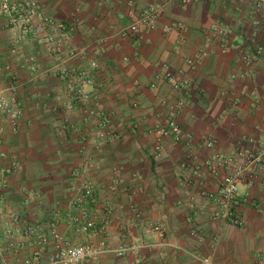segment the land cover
<instances>
[{
    "label": "crops",
    "instance_id": "1",
    "mask_svg": "<svg viewBox=\"0 0 264 264\" xmlns=\"http://www.w3.org/2000/svg\"><path fill=\"white\" fill-rule=\"evenodd\" d=\"M127 1L110 0L103 5L101 0H42L46 13L52 17L79 24L68 39L65 57L76 50L84 52V57H75L74 63L88 68L92 60L98 62L99 69L93 71L97 82L104 84L95 85L91 95L107 105L112 115L109 126L119 137L105 139L100 148L89 144L86 156L80 155L81 133L98 127V119L85 123L86 109L82 106L73 110L63 108L70 93L56 76L38 77L30 72L20 75L18 97L25 107L24 120L20 131L14 133L8 118L0 112V148L10 159L18 160L21 168L5 173L10 159H0V176H5L7 182L0 197H4L9 208L20 209L23 215L37 221H43L46 197L57 198L59 207L65 206L71 213V172L76 167L84 168L86 160H90L84 177L94 184L91 212L99 223L109 221L105 237L110 246L124 241L136 248L121 259L105 256L98 264H201L205 257L212 264H264V197L260 176L241 186L238 210L245 220L242 228L214 220V206L199 198L202 190L217 191L226 173L216 164V154L232 156L235 163H241L236 149L256 150L264 138V58L248 69L240 62V55L252 50V5L192 0L183 6L180 0H132L134 9L130 11ZM150 4L160 5L164 11L155 32L146 40L114 37L115 28L131 22L133 11ZM76 7L80 8L79 13H75ZM177 21L186 25V31L165 35L164 25ZM220 21L229 26L227 39L231 51L223 55L214 43L210 57L195 74L200 93L185 92L190 102L178 113L184 132L194 138L195 162L203 166L202 172L195 174L194 163L185 161L189 148L172 139L164 140L162 154L155 156L156 140L150 129L165 121L166 112L176 106L179 94L167 85H162L159 92L150 90L148 85L162 61H168L175 70L181 69L184 58L195 52L210 28ZM1 33L0 47L4 48ZM99 37L105 40L102 47L95 42ZM258 38L264 45V25ZM30 46H26L27 50L35 49ZM125 56L130 58L128 62L123 61ZM42 62L44 67L55 64L52 58ZM242 71H249L250 75L234 82L243 99L238 111L232 112L221 91L230 85L231 74ZM11 82L9 75L3 77L8 96ZM58 97L62 98L58 105H62L55 110ZM163 100L167 102L165 107ZM133 102L139 103L138 108L132 106ZM65 126L72 129L64 132ZM209 138L215 140L213 149L204 147ZM208 161L211 167L206 166ZM31 192H37V197L32 198ZM192 197L197 199L194 210L188 206ZM151 224L161 225L164 236ZM71 228L77 232L73 225ZM72 232L64 230L69 236ZM16 234L17 240L22 239L20 232ZM20 252L17 262L30 255L31 250Z\"/></svg>",
    "mask_w": 264,
    "mask_h": 264
},
{
    "label": "built area",
    "instance_id": "2",
    "mask_svg": "<svg viewBox=\"0 0 264 264\" xmlns=\"http://www.w3.org/2000/svg\"><path fill=\"white\" fill-rule=\"evenodd\" d=\"M109 2L110 0H101L103 5H107ZM191 2L192 0H180L183 6H187ZM223 3L234 6L245 3L252 5L250 21L255 33L252 40V50L245 51L240 55L242 67L248 69L250 65L264 58V45L258 38L259 32L264 25V0H223ZM126 4L131 9L130 11L134 9L132 0H128ZM163 13V7L156 4H150L147 7L135 10L129 24L114 29V37L132 41L135 39L146 40L148 36L157 30L159 19ZM78 27L79 24L75 21L67 23L47 14L39 0H0V28L14 31V35L11 36L8 42V54L18 61V65L26 68L31 74L35 75L39 71V65L35 55L22 56L21 48L23 45L30 40H39L40 43L48 47L51 57L60 58L67 45L69 35L71 32H76ZM228 27L225 21H220L213 28H210L203 43L192 55L184 58V65L181 69L175 70L168 61H162L159 64L154 80L148 85L149 89L155 92H158L162 85H167L179 94L176 106L172 109L169 108L166 112L165 121L150 129V133L154 135L156 140L155 156L159 157L162 154V142L166 139H172L175 144H185L189 147L185 161L191 165L194 163L195 174H200L203 166L195 162L196 155L193 152L194 138L184 132L178 121V113L190 102L185 97V92L200 93V85L195 74L204 61L210 57L211 47H213L214 43L218 45V50L223 55L231 51V45L227 39ZM186 29L187 27L183 22L177 21L167 23L162 30L165 35H170L174 31L183 32ZM95 42L98 47H102L105 40L99 37ZM83 53L72 50L65 60L60 58V64L47 70L50 74H56L66 84L69 91L79 97H86L84 88L94 83V78L88 72L79 71V68L77 69L74 65H71L70 61L76 56H83ZM129 59L128 56H125L123 61L128 62ZM91 64L95 68L98 67L96 60L91 61ZM13 71V62H4L0 65V112L8 118L12 131L17 133L20 131L21 123L24 120L25 107L19 100V78ZM5 75H9L12 81L8 88L10 96L5 93V88L3 87V77ZM249 75V71L231 74L229 77L230 85L221 91L223 100L231 108L232 112L238 111L243 99V96L236 91L234 82L238 79L244 80ZM73 105L72 102H65L63 108L71 109ZM262 105L264 106V100ZM132 106L138 108L139 103L133 102ZM165 106H167V102L163 100L162 107ZM54 109L57 110L58 107ZM93 117H97L101 121H99L98 127H89L81 133V144L78 149L80 155L86 156V147L89 144L100 148L105 139L111 140L119 137L118 132L110 128V121L102 107L89 109L84 120L85 123L90 124V119ZM71 129L72 126H65L64 132ZM1 134L2 130L0 129V137ZM214 146L215 140L213 138L207 139L204 143L206 149H213ZM235 155L241 163H235L232 156L222 154L214 156L216 164L226 173L217 191L202 190L199 198L208 200L214 206L211 215L214 220L226 221L236 228H242L245 226V220L238 210L242 184L249 179L260 176V188L264 197V138L261 147L258 149L239 148L236 149ZM0 159H10L8 153L1 148ZM90 166V160H86L84 168H73L71 172L73 179L70 180L71 193L68 201L72 212L68 213L67 216L69 223L76 228L78 233L83 235L96 233L101 230L106 231L109 227L108 220L99 223L95 214L89 208L94 200L95 190L93 182L89 178L84 177V173L90 169ZM206 166L211 167V161H208ZM20 168L21 164L18 160L10 159L8 170L3 172L12 173ZM6 185L5 176H0V190L5 189ZM30 196L36 198L37 192H31ZM5 202L4 197H0V208L4 206ZM196 203L197 199L195 197L190 198L188 202L189 209L194 210ZM63 210H65L64 207H58L53 212L48 232H43L39 225L32 223L24 224L21 227V224L24 223L23 216L18 212H11L9 215L10 222L6 224L7 228L5 230L9 240L4 243L0 234V249L19 251L30 248L31 253L23 260L22 264H98L106 255L112 254L121 259L135 251L136 248L127 244H120L115 248L106 246L104 242L98 246L72 244L60 231V217L65 213ZM137 217L141 219L140 215H137ZM1 226L2 218L0 217ZM150 227L158 230L161 237L164 236L165 229L161 225L151 224ZM18 232L22 234L23 240L16 242L12 238ZM200 261L201 264H212L211 259L207 257L202 258ZM135 264H140V262L137 261Z\"/></svg>",
    "mask_w": 264,
    "mask_h": 264
},
{
    "label": "rangeland",
    "instance_id": "3",
    "mask_svg": "<svg viewBox=\"0 0 264 264\" xmlns=\"http://www.w3.org/2000/svg\"><path fill=\"white\" fill-rule=\"evenodd\" d=\"M39 1L42 3V5L44 7V11L46 12V9H45V6H44V2H42V0H39ZM79 12H80V8L76 7L75 13H79ZM0 31L2 32L1 35L3 36L4 41H5V45H4L5 47L4 48L0 47V62H2V63H0V65L3 64L4 62H10V63L13 62L14 63V71L13 72L17 75L18 78L20 77V75L24 76V74H30L26 68H22L21 65H18V61L15 58L10 57V55L8 54V50H9V48H8V44L9 43L8 42H9V39L11 38V36L14 35V31L9 30V29H2V28H0ZM73 33L74 32H71L69 37ZM69 37H68V39H69ZM68 39H67V43H68ZM31 44H32V46L35 47V49L32 50V51H29V50H27L26 46L31 47L30 46ZM67 45L65 46L63 55L60 57L62 60L66 59L65 54H66V48H68ZM73 51L80 52V51H76V50H73ZM21 53H22L23 57H26V56H29V55H35V57L37 58V62H38V65H39V71L35 74V76L37 75L38 77L39 76L42 77V76L54 75V76H56L57 79H59L60 82L64 83L56 74H50V73L47 72V70L49 68H52V67H50V66L49 67H44L42 65V63H43L42 59H45V58H47V59L48 58H50V59L52 58L53 60H55V64L53 66H56V65L61 63V59L59 57H57V58L51 57V55L49 53V50H48V47L45 44L40 43L39 40H30L26 44L23 45V47L21 48ZM76 57L83 58L84 57V53H83V56H76ZM2 59H4L5 61H2ZM73 60L70 61L72 63L71 65H74L77 69L79 68L78 69L79 71L88 72L94 78V83L91 86H87V87L84 88L86 97H79L76 94L71 93L69 91L68 87L66 86V88L68 89V91L70 93V99L66 100V102H72L74 105H73V108H71V109H65V108L64 109L65 110H73L77 106H82L83 109H86L84 111V116H83V120H85L87 111L89 109H98V108L102 107L105 110L107 118L109 119V121L111 123L112 115H111V113H109V109H108L107 105L103 101L97 100L91 95L92 88H94L95 85H100V83H101V82L100 83L97 82L95 72L93 71V70H98L99 67L95 68V67L92 66L91 63H89V67L88 68L86 66L83 67V66H80V64L74 63ZM18 80H20V79H18ZM77 84H79V83H77ZM101 84H104V82H102ZM93 98L95 99V103L92 102ZM60 99L62 100L61 97L57 98L56 103H54L55 107H58V102L60 101ZM64 103L65 102H63L62 104L64 105ZM61 105H59V106H61ZM55 107H53V109ZM59 108L60 107H58V109ZM93 118H97V117H93ZM93 118L90 119V122H91V120ZM97 119H98V121H101L99 118H97ZM178 145H185V144H178ZM185 146L187 148H189L187 145H185ZM194 154L196 155V152H194ZM45 199L46 200L44 201V203L42 202L43 206L46 205V207H45L46 209H43V210H45V212H44L45 217L43 215V221H37L35 219H31L30 217L23 215L20 209H18V211H16V210H13V209L9 208V204L7 202H5L4 206H2L0 208V217L2 218V226L0 227V234H1V237H3L4 243H7V240H9L5 230L7 228L6 224L10 222L9 215H10L11 212H18V213H20L23 216L24 223L21 224V227L24 224L32 223V224L39 225L41 227V229L43 230V232H48L49 222H50V219L52 218V214L60 206L61 203H58L57 198H54V197L53 198H49V199H47V197H46ZM26 201H27V199H26ZM29 202H30V200L27 201V203H29ZM62 207H65V206H62ZM66 209H68V208H66ZM63 211L65 213H64V215H61V217H60L61 218L60 231L65 236V238L68 241H70L72 244H75V245L91 244V245H94V246H98L102 242H104L106 244V246H109L110 248H115L116 246H118L120 244H127L128 246H131L130 244H128V243H126L124 241L119 243L116 246H113V247L110 246L108 244L107 240H106V237H105V232L107 230L106 231H102L101 230L99 232L90 233V234H86V235H83V234H80V233L76 232L74 228H71L72 225H71V223L68 222L69 220L65 219V217H67L66 214H68L69 211L68 210H63ZM63 223H65V224H63ZM68 227H70L71 229L68 228ZM13 228H15V227H13ZM64 230H72L74 232H72L73 234L69 236L68 233H67V235L64 233ZM16 235L17 234L15 233L14 238H12V239H14V241L17 242V241L23 240V239L17 240L16 239ZM92 239H94L95 241H90ZM28 249H30V248H26L25 250H28ZM20 251L21 250L12 251V250H6V249H2L1 250L0 249V253L2 254V256H0V264H22L24 259L21 260V262H17V259H18L17 255H19L21 253ZM14 254H16V255H14ZM109 255H112V254H109ZM106 256H108V255H106ZM89 264H92V263H89Z\"/></svg>",
    "mask_w": 264,
    "mask_h": 264
}]
</instances>
